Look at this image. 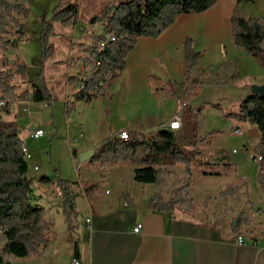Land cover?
Here are the masks:
<instances>
[{
    "label": "crops",
    "instance_id": "1",
    "mask_svg": "<svg viewBox=\"0 0 264 264\" xmlns=\"http://www.w3.org/2000/svg\"><path fill=\"white\" fill-rule=\"evenodd\" d=\"M249 2L257 6L259 16L255 18H260L264 14V2ZM238 6L235 7V0H218L202 13L178 14L173 24L155 39L138 38L125 57L124 70L114 79L103 83L107 96L91 101L84 107L89 111L92 129L104 128V139L115 135L119 130H126L139 133L144 139L150 140L161 130V126L173 116L179 115L182 123L180 128L173 132L175 144L190 151L193 160H198L197 165L211 166V170L206 172L208 175L200 173L201 178H198L202 181L208 179L212 184L205 188L207 193L215 196L230 185H240L243 181L247 183L246 196L242 197V200L247 206L246 210L250 205L248 213L252 225L244 227L238 233L244 243L237 244L236 234L229 231L228 222L233 214L225 215L221 212V215L215 218L206 216V211L212 205L218 204L220 198L215 196L205 208L199 209L200 201H194L191 191L192 166L189 187L192 210L182 213L175 209L169 214L147 210L145 205L153 193L152 185L133 182L134 167L115 165L112 166L114 168H98V180L105 181L109 187L104 190L103 197L95 195L91 198V203H88L85 197L80 198L83 208L80 215L76 211L77 223H68L63 214L66 231L77 235L75 240L73 236H69V242L62 243L52 239V224L45 219L44 204L49 193L56 198L57 196L51 191L39 188L35 183L37 189L31 192V203L45 211L43 219L50 225L49 242L41 256L12 258L10 264H70L72 258H76L79 264H264V193L255 185L257 163L251 157L252 149L259 138L256 127L246 122L227 119L231 127L230 132L232 129L242 132L241 137L234 136L238 138L237 147L234 148H241L243 154L232 152L234 149H229L230 147L209 145L210 137L205 138L209 131L200 128L204 121L196 124L193 119L195 111L201 105L198 103L196 106H190L194 110L191 115L187 114L186 110L181 111L178 100L182 85L184 93L187 87L197 90L196 97L192 99L195 101L201 93V88L208 85L227 86L224 85L225 80L229 79L234 85H238L235 95L231 98L222 97L217 104L223 113H233L240 101L250 94L252 85L263 84L264 72L253 58L233 46L230 39V16ZM35 38L37 39V35ZM185 38L191 39L193 50L200 54L199 61L191 70L187 81L186 63L183 59ZM206 49L217 50L218 61L209 65L202 64ZM225 65L228 66L227 71L215 76L219 83L205 84L201 83L199 78L197 80L198 73ZM77 66L80 68L79 63ZM245 79L248 82L241 84ZM64 83L67 86L62 98L65 110V104L73 100L75 89ZM154 88L157 89L156 92L153 91ZM165 88L171 91L170 95H166ZM141 98L147 99L148 106L139 110L138 102ZM29 101L27 98L23 102ZM74 103L70 114L64 115L66 129L73 118L71 116L75 110ZM205 103L208 102L203 104ZM32 121L30 119V122ZM49 124L53 125V122ZM73 126L81 127L82 124L75 121ZM38 128L40 127H29V132ZM77 133H80V130ZM100 144L101 142L93 147H78V152L88 149L94 151ZM68 146L75 147L72 143H68ZM73 150L77 154L76 149ZM159 166L173 168L176 175L180 176L182 166L173 164L167 157L159 160ZM69 191L70 194L73 193L71 196L75 201L78 191ZM196 196L202 198L203 195L198 193ZM221 202L220 199V204ZM86 219H89V228L85 226ZM135 225L140 226L137 233L132 232ZM70 227L73 229L69 230ZM74 244L76 257L73 254Z\"/></svg>",
    "mask_w": 264,
    "mask_h": 264
},
{
    "label": "trees",
    "instance_id": "2",
    "mask_svg": "<svg viewBox=\"0 0 264 264\" xmlns=\"http://www.w3.org/2000/svg\"><path fill=\"white\" fill-rule=\"evenodd\" d=\"M218 0H129L112 5L103 11L99 18L92 17L90 25L99 21L102 35H90L88 45L75 44V58L54 64L73 68L80 64V71L74 75H66L65 82L75 89L72 102L65 104L64 115L68 116L74 102L87 106L91 101L107 96L103 83L114 79L125 68V57L134 47L138 38H157L170 27L178 14L202 13L211 8ZM244 0H235V7ZM264 2V0H262ZM29 10L27 0H0V48L17 49V44L24 42L17 38L5 39L8 29L19 26V20H26ZM77 8L69 0H57V4L49 11V17H42L38 23V72L35 82L30 83V90L17 94L16 88L3 80L0 73V100L4 103L0 109V264H10L12 258H30L41 256L48 245L50 225L44 221L45 211L42 207L29 201L32 178H27L28 164L23 159L20 146L19 131L13 122L4 121L2 113H6L13 103L23 102L29 98L35 103L51 104V95L43 79L44 63L53 55L54 46L51 38L56 34L53 25L63 28L75 24ZM105 35L114 40L106 42ZM230 39L233 46L240 48L256 62L264 72V14L256 19L247 17L234 9L230 16ZM103 43L102 46L99 44ZM200 54L192 48L190 38L183 42V59L186 63L185 81L191 70L197 65ZM228 66L197 74L201 83H219L217 74L225 73ZM157 91L156 88L153 89ZM227 119L246 122L256 127L258 142L252 149L254 156H259L255 175L256 187L264 193V99L249 94L237 106L233 113H223L219 105H210ZM201 107L194 114V121L199 124ZM74 155V151L71 152ZM167 157L173 164L182 166L180 176H176L172 168L159 166V160ZM191 152L175 144L174 134L168 130L157 131L152 139L146 140L139 133L128 132L126 140L115 135L103 139L87 161L98 168H109L115 165H130L133 168L132 181L151 184L153 193L146 202L145 208L157 213H173L179 209L182 213L192 210V199L189 194L191 185L190 166ZM202 175H208L203 172ZM170 178H172L170 180ZM39 188L53 192L70 211L73 210V199L70 185L46 176L35 179ZM247 183L230 185L217 196L224 206L228 199L240 200L246 196ZM213 198L210 194L203 197L201 205L206 206ZM249 208L240 209L229 220V231L235 234L240 228L249 225ZM65 212V211H64ZM68 223L69 218L64 214ZM76 257V245L73 247Z\"/></svg>",
    "mask_w": 264,
    "mask_h": 264
},
{
    "label": "rangeland",
    "instance_id": "3",
    "mask_svg": "<svg viewBox=\"0 0 264 264\" xmlns=\"http://www.w3.org/2000/svg\"><path fill=\"white\" fill-rule=\"evenodd\" d=\"M69 1L77 8L75 24L68 28H63L58 24L53 25V31L56 34L55 37L51 38V42L54 46V53L43 66V79L51 95V107H47L44 103H35L32 101L27 103L18 102L13 103L6 113H2L3 120H8L9 122H13L15 124L19 131V138L21 139L22 144L25 145L26 150L31 157V159L27 161V175L29 179L32 178L31 190L34 192V190L37 189V186L35 185V179L37 177L46 176L53 179V181L60 179L69 184L73 183L70 185V189L75 192L78 191L75 201H72V211L67 209L66 205L62 204L60 199L58 197L56 198L52 193H49L46 196L47 200L44 204L46 211L45 219L52 224V239L54 238V240L62 243L69 242V236H73L74 240L77 237L74 233L71 234L70 231H66L63 214H65L74 225V223H77L75 220L76 211L78 215H80L83 208L80 198L85 197L88 203H91L89 200L95 195L103 197L104 190L108 189L106 187H109V185L105 181H101L100 179L98 180V178H100L98 177L100 173L99 169L103 168L98 169L96 166L89 165L88 162L78 164V155L81 153L78 152V147L87 145L93 147L98 145L105 137L104 128L99 127L92 129L93 127L89 121L91 117L88 116L89 111H86L87 107L82 106L80 103H74L75 110L71 116L73 118L67 129L65 128L67 122L64 117V104L62 101L64 92L67 89V86L64 83L65 77L66 75L76 74L80 71V68L77 64L73 68H68L66 66H58L54 63L57 61L67 60L68 56L73 58L77 56L75 54V50L71 49V45H88L90 43V35L103 34L102 25L99 21H96L92 25L89 24L88 21L92 17L99 18L101 13L108 10L110 6L129 0ZM56 4L57 0H27V8L29 10L27 19H20L19 26L17 28H9L8 34L4 37L5 39L17 38L15 31H17L21 26V30L19 32L20 39L24 42L17 44L16 50H13L11 47L0 48V73L4 74L2 76L5 82L17 89L16 94L24 90L29 92L30 83L35 82V75L38 72L39 63L37 52L38 43L35 38L36 35L38 37V23L42 17H49V11ZM236 11L243 13L247 17L255 18L259 16V9L255 4L249 2V0H244L240 6L236 8ZM218 58L219 55L217 50L206 49L205 56L202 59V64L209 65L214 61H218ZM20 66H22L21 74L19 72ZM225 81L226 83L224 85L227 86L208 85L201 88V93L195 101H192V99L196 97L195 92L197 90L192 87L191 95L189 96L186 94L185 96L183 91L184 86L182 85V87H180L182 92H180L181 94L178 96L179 108L181 107L180 100L188 101V107L185 109L186 113L193 115L194 110H192L190 106L193 107L199 103L203 110V112H201L199 124L204 121L200 128H204L207 129L206 131H209V134L205 135V138L210 137L209 145H222L226 148L230 147L229 149H234L232 151H236L241 154V148L237 150L234 148L237 147L238 138L232 136L230 132L231 127L227 122V118L222 117L218 111L210 107V105H216L222 97L231 98L232 95H235V88L238 85H234L229 79H226ZM247 82L248 80L245 79L241 84H245ZM165 89L167 90L166 95H170L171 91L167 88ZM156 98L157 94L155 95V100ZM191 101L192 103H190ZM202 101L208 103L203 104L204 102L202 103ZM138 103L139 110L146 109L148 106L146 98H141ZM30 119L33 121L30 122ZM51 121L53 122V125L49 124ZM75 121H80L82 126H73ZM29 127H40L44 132L43 137L38 140L30 139L28 137ZM79 130L80 133H77ZM68 143H72L75 147H69ZM73 149H76L77 154H75V152L74 155L71 154V152L74 151ZM190 160L191 166L193 167V188L191 189L192 197L194 201H200V206H198L199 209L205 208L206 206H202L201 202L204 196L210 194L207 193L205 188L209 187L211 183L208 179L202 181L198 178H201L199 175L200 173L210 171L211 166L197 165L196 163H198V160H193V157H190ZM32 167H36L38 171L33 172ZM113 170L115 169H112V171ZM171 179L172 178H170V180ZM81 189H83V191ZM198 193H202V198H198V196H196ZM71 194L73 196L72 192ZM210 195L213 196L212 194ZM32 196L33 195L29 196L30 202H32ZM215 196H213L211 200L215 199ZM217 198L219 197L217 196ZM246 207L247 206L243 203L242 198L240 200L231 198L230 200H227L224 206L222 205V202L220 204L219 199L218 204L212 205L209 210L206 211V216L208 218H215L221 215V212L225 215L228 213L235 215L238 210L246 209ZM251 223L252 222L249 218L248 226H251ZM243 228L244 227L240 228L239 231ZM71 229L73 228L70 227L69 230ZM239 231L235 234L239 233Z\"/></svg>",
    "mask_w": 264,
    "mask_h": 264
},
{
    "label": "built area",
    "instance_id": "4",
    "mask_svg": "<svg viewBox=\"0 0 264 264\" xmlns=\"http://www.w3.org/2000/svg\"><path fill=\"white\" fill-rule=\"evenodd\" d=\"M105 40H106V42H112L114 40V38L111 35H106L105 36ZM99 45L102 46L103 43H100ZM185 93L187 95H189V96L191 95L190 87L185 88ZM188 99H190V98H188ZM180 103H181V111L183 112L188 107V101H181ZM3 106H4V103L0 100V109H3ZM181 123H182V120H181L180 116L176 115V116H173L166 124L161 126V128L165 129V130H168L170 132H175V131H177L180 128ZM231 134L233 136H236V137H241L242 136V132L239 131L238 129H232L231 130ZM42 135H43V131H42L41 128L33 129L32 131H30L28 133L29 138L32 139V140H37L40 137H42ZM115 136H116V138H118L120 140H126L127 137H128V132L126 130H119L115 134ZM20 149H21V153L23 154V159L25 161L30 160V155L28 154L25 145L21 144ZM244 149L245 148H243V150ZM232 152H234V151H232ZM251 157L256 163H258L260 161V157L259 156L252 155ZM32 170L36 171L37 168L36 167H32ZM84 223H85V226L87 228H89V219H86ZM139 229H140V226L139 225H135L134 228L132 229V232L137 233L139 231ZM235 241H236L237 244H243L244 243L243 240H242V236L240 234H238V233L235 235ZM70 264H79V263H78V260L76 258H72L71 261H70Z\"/></svg>",
    "mask_w": 264,
    "mask_h": 264
},
{
    "label": "water",
    "instance_id": "5",
    "mask_svg": "<svg viewBox=\"0 0 264 264\" xmlns=\"http://www.w3.org/2000/svg\"><path fill=\"white\" fill-rule=\"evenodd\" d=\"M21 30V26L18 28L17 32L19 33ZM20 74L22 73V66L19 67ZM250 94L251 95H257L264 99V82L261 85H252L250 87ZM94 154V151L92 149L85 150L81 152L78 155V164H82L84 162H87L90 157H92Z\"/></svg>",
    "mask_w": 264,
    "mask_h": 264
}]
</instances>
